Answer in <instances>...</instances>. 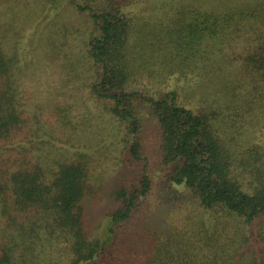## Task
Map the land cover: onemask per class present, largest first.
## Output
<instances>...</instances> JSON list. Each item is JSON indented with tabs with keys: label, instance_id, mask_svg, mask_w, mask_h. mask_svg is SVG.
<instances>
[{
	"label": "trees",
	"instance_id": "16d2710c",
	"mask_svg": "<svg viewBox=\"0 0 264 264\" xmlns=\"http://www.w3.org/2000/svg\"><path fill=\"white\" fill-rule=\"evenodd\" d=\"M61 1L0 0V264H264V0ZM41 51L89 60L92 151Z\"/></svg>",
	"mask_w": 264,
	"mask_h": 264
},
{
	"label": "rangeland",
	"instance_id": "374dc122",
	"mask_svg": "<svg viewBox=\"0 0 264 264\" xmlns=\"http://www.w3.org/2000/svg\"><path fill=\"white\" fill-rule=\"evenodd\" d=\"M63 2L64 1L62 0L60 4H56V7L59 11H63V8L65 7ZM129 3L130 4L127 3L128 9L136 11L137 13L141 11L140 14H142L143 16L149 13L148 8L150 9V6H153L152 0H149L148 3H144L142 0H130ZM145 8H147V11L144 10ZM155 11L158 14L162 13V11L163 13L165 12L164 10ZM27 40L28 42L25 44L26 50L30 48L31 44V41L29 42V39ZM51 54L54 53H49L46 51L42 53L41 51L36 53L35 55H31L30 53L27 55L26 61H23L21 63V66H27V73H25L27 75L26 84L32 86V88L33 86H36L34 87L35 92L32 93L33 97L36 98L35 100H51L53 97L55 98L57 94H62L66 99L75 98L77 100L81 108H79V119L81 122L77 126L79 129L78 133L81 135L80 137L83 139L85 144H87L92 151L94 145H96L100 141H105L106 139H108V137L111 135V129L113 128L112 124L114 123L111 120V115L106 114L103 110L100 111V107L96 103L97 101L92 100L91 96L86 95L87 93L85 90L82 89L78 92L81 86L87 85L86 82L91 74V66L89 60H85L84 58L79 57L74 60V63H72L69 67L68 65H66L68 61L62 58V54L59 58L56 57V54ZM94 72L96 74V71ZM33 76L34 78L32 80ZM172 84L176 85L177 83L175 81ZM189 102L195 103L191 97L189 99ZM48 106H43V108L40 107L39 111L42 110V113H44ZM50 110L51 109L49 108L48 112ZM47 115L45 116V118H47ZM64 128L65 126H63V129ZM63 129L59 126L56 128V130H54L58 131L56 132V135L58 137L62 136L64 132ZM99 153L100 152H98L97 154ZM158 179L161 188L160 190L166 191L162 192V194L165 196V198H171V196L174 194L175 189L170 187H163V181H165L163 176Z\"/></svg>",
	"mask_w": 264,
	"mask_h": 264
}]
</instances>
